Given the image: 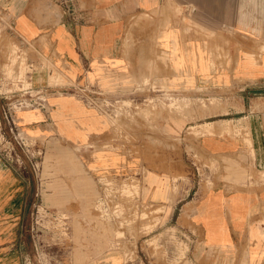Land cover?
<instances>
[{"label": "rangeland", "instance_id": "1", "mask_svg": "<svg viewBox=\"0 0 264 264\" xmlns=\"http://www.w3.org/2000/svg\"><path fill=\"white\" fill-rule=\"evenodd\" d=\"M57 2L67 14L75 13L76 0ZM248 4L247 23L238 21L236 29L193 33L186 21L187 42L194 34L204 41L205 70L177 67L154 41L172 80H147V89L140 90L142 85L136 95L121 96L51 72L50 61L0 20V155L31 186L20 222L22 264H194L200 241L181 216L183 198L215 184L209 171L214 160L199 149L198 122L230 118L246 123L234 132L249 134L252 116L261 115L255 152L264 178V78L246 82L222 73L235 70L237 64L226 66V60L240 56L252 57L264 71V0ZM40 96L44 109L31 105ZM60 97L103 117L102 132L72 144L22 126L21 111L48 115ZM160 185L165 191H158Z\"/></svg>", "mask_w": 264, "mask_h": 264}, {"label": "crops", "instance_id": "2", "mask_svg": "<svg viewBox=\"0 0 264 264\" xmlns=\"http://www.w3.org/2000/svg\"><path fill=\"white\" fill-rule=\"evenodd\" d=\"M57 1L0 0V20L50 61L51 72L59 71L72 81L87 80L113 96L136 95L147 80H172L156 57L154 41L177 67L205 70L200 54L204 41L194 34L187 42L186 21L192 23L193 33H212L236 29L234 24L247 23L250 14L249 0H76L73 15ZM229 48L233 52L235 46ZM233 60H226V66L237 64L235 70L222 72L229 79L264 78L252 57ZM218 73L211 78L216 80ZM55 104L48 115L21 111L22 126L38 135H59L72 144L102 132L103 117L92 109L69 97L56 98ZM252 117L251 143L246 129L234 132L245 122L240 126L230 118H213L196 126L200 151L214 160V170L208 168L215 184L198 196L183 198L181 216L200 241L192 254L194 264H264V178L257 172L260 157L255 152L261 141V115ZM158 191H165L162 185ZM30 193L24 173L0 155V264H22L20 222Z\"/></svg>", "mask_w": 264, "mask_h": 264}, {"label": "built area", "instance_id": "3", "mask_svg": "<svg viewBox=\"0 0 264 264\" xmlns=\"http://www.w3.org/2000/svg\"><path fill=\"white\" fill-rule=\"evenodd\" d=\"M41 98L42 97L40 96L38 98V101H35L34 104H31V105L34 106V108L44 109L47 106V103H43V99ZM21 108H24L23 103L20 104V107L18 109H21Z\"/></svg>", "mask_w": 264, "mask_h": 264}]
</instances>
